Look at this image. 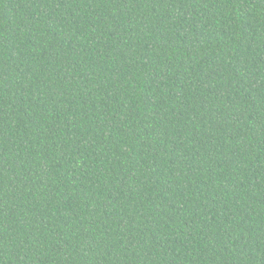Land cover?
Wrapping results in <instances>:
<instances>
[{"label": "trees", "instance_id": "trees-1", "mask_svg": "<svg viewBox=\"0 0 264 264\" xmlns=\"http://www.w3.org/2000/svg\"><path fill=\"white\" fill-rule=\"evenodd\" d=\"M0 264H264V0H0Z\"/></svg>", "mask_w": 264, "mask_h": 264}]
</instances>
